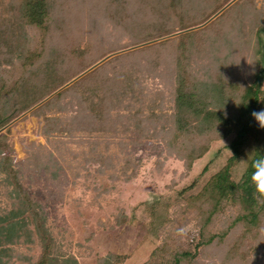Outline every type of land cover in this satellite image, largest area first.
Masks as SVG:
<instances>
[{
  "label": "rangeland",
  "instance_id": "rangeland-1",
  "mask_svg": "<svg viewBox=\"0 0 264 264\" xmlns=\"http://www.w3.org/2000/svg\"><path fill=\"white\" fill-rule=\"evenodd\" d=\"M172 2L51 0L45 57L24 72L21 23L11 0H0V264H37L43 245L47 264H101L108 254L143 264L161 243L162 205L224 164L221 142L189 172L169 152L162 126L173 114L175 47L189 35L185 62L199 73L231 50L255 65L264 0ZM85 8L95 15L84 19ZM201 252L199 264H224Z\"/></svg>",
  "mask_w": 264,
  "mask_h": 264
},
{
  "label": "trees",
  "instance_id": "trees-1",
  "mask_svg": "<svg viewBox=\"0 0 264 264\" xmlns=\"http://www.w3.org/2000/svg\"><path fill=\"white\" fill-rule=\"evenodd\" d=\"M174 1L172 5H175ZM180 1L176 0V3ZM11 8L22 27L24 42L16 57L18 67L25 72L33 67L28 64L31 58L38 64L45 57L55 9L51 0H11ZM91 15L95 14L85 8L84 19ZM163 25L159 28L163 29ZM220 35L226 38L227 32ZM32 37L35 44H32ZM188 37L181 35L175 47L177 55L173 65L177 76L171 82L167 99L173 114L164 117L169 121L162 126V133L166 135L164 140L169 152H174L182 161L186 172L210 152L212 143H224L229 155L197 191L191 192V187H187L171 202L165 200L162 206L166 212L156 227L161 243L143 264H199L201 250L204 254L201 257H205L206 262L256 264L261 261L258 254L264 255V196L256 192L250 181L251 169L244 165L240 170L239 161L248 159L250 164L259 155H264V128L252 117L254 111L264 109V65L258 57L264 43V22L253 36L249 63L253 64L252 60H255V65L247 68L240 57L232 55L235 52L230 55L231 49L215 62L214 72L199 73L197 68H189L185 62L192 46L186 40ZM228 60V63H234L231 70L226 68ZM4 122V117H0V127ZM203 171L206 172L205 167ZM194 185L195 181L191 186ZM155 209L152 204L148 212L150 218ZM200 220L198 227H189L191 221ZM185 226L189 229L187 234L178 236L177 230ZM42 239L49 244L45 234ZM43 247L37 264H47L50 250L47 251L48 245ZM119 261L121 257L113 254L100 260L101 264Z\"/></svg>",
  "mask_w": 264,
  "mask_h": 264
},
{
  "label": "clouds",
  "instance_id": "clouds-1",
  "mask_svg": "<svg viewBox=\"0 0 264 264\" xmlns=\"http://www.w3.org/2000/svg\"><path fill=\"white\" fill-rule=\"evenodd\" d=\"M252 117L256 120L261 128H264V109L254 111ZM241 165H247L250 169V181L254 185L255 190L261 196H264V155H259L249 164L247 160L239 161ZM188 226L181 227L177 230V235L183 237L188 232Z\"/></svg>",
  "mask_w": 264,
  "mask_h": 264
}]
</instances>
